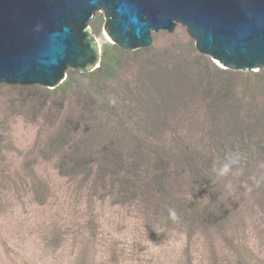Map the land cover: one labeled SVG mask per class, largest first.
Instances as JSON below:
<instances>
[{"label": "rangeland", "instance_id": "374dc122", "mask_svg": "<svg viewBox=\"0 0 264 264\" xmlns=\"http://www.w3.org/2000/svg\"><path fill=\"white\" fill-rule=\"evenodd\" d=\"M105 26L95 72L0 84V264H264V68Z\"/></svg>", "mask_w": 264, "mask_h": 264}, {"label": "water", "instance_id": "95a60500", "mask_svg": "<svg viewBox=\"0 0 264 264\" xmlns=\"http://www.w3.org/2000/svg\"><path fill=\"white\" fill-rule=\"evenodd\" d=\"M124 51L147 49L153 33L183 26L197 50L226 70L264 68V0H0V84L60 87L67 71L101 68L89 23Z\"/></svg>", "mask_w": 264, "mask_h": 264}, {"label": "clouds", "instance_id": "9594fccd", "mask_svg": "<svg viewBox=\"0 0 264 264\" xmlns=\"http://www.w3.org/2000/svg\"><path fill=\"white\" fill-rule=\"evenodd\" d=\"M112 103H115V101H111ZM230 172V165L229 164H224L218 172V175L220 177H224L226 175H228V173ZM169 218L173 221H178L179 220V216L177 215L176 211L174 209H169Z\"/></svg>", "mask_w": 264, "mask_h": 264}, {"label": "trees", "instance_id": "16d2710c", "mask_svg": "<svg viewBox=\"0 0 264 264\" xmlns=\"http://www.w3.org/2000/svg\"><path fill=\"white\" fill-rule=\"evenodd\" d=\"M111 66H112V64H111Z\"/></svg>", "mask_w": 264, "mask_h": 264}]
</instances>
